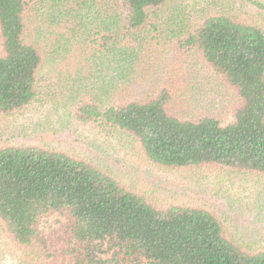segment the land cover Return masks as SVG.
<instances>
[{
    "label": "trees",
    "instance_id": "obj_1",
    "mask_svg": "<svg viewBox=\"0 0 264 264\" xmlns=\"http://www.w3.org/2000/svg\"><path fill=\"white\" fill-rule=\"evenodd\" d=\"M180 1L0 0V115L62 106L160 168L264 178V0ZM113 172L0 143V226L19 264H264V245L214 213L157 207Z\"/></svg>",
    "mask_w": 264,
    "mask_h": 264
},
{
    "label": "rangeland",
    "instance_id": "obj_2",
    "mask_svg": "<svg viewBox=\"0 0 264 264\" xmlns=\"http://www.w3.org/2000/svg\"><path fill=\"white\" fill-rule=\"evenodd\" d=\"M199 1L183 0L179 5L186 12ZM114 139L118 142L72 123L62 106L0 115L2 144L45 143L80 155L110 168L127 187L135 188L157 207L204 208L214 213L239 242L264 245L263 177L219 167L166 170L148 162L139 150L132 152L126 139ZM20 255L21 250L0 226V264H19Z\"/></svg>",
    "mask_w": 264,
    "mask_h": 264
}]
</instances>
